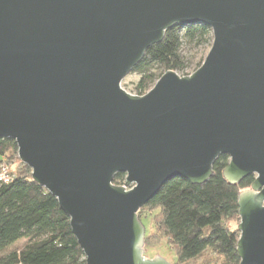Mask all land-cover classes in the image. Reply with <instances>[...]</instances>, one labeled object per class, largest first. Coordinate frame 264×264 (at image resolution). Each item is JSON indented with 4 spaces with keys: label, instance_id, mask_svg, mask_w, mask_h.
I'll return each instance as SVG.
<instances>
[{
    "label": "water",
    "instance_id": "95a60500",
    "mask_svg": "<svg viewBox=\"0 0 264 264\" xmlns=\"http://www.w3.org/2000/svg\"><path fill=\"white\" fill-rule=\"evenodd\" d=\"M203 24L197 71L121 88L174 26ZM0 138L55 197L86 264L145 259L138 212L172 178L213 164L238 195L240 264H264V0H0ZM125 174L124 186L113 177Z\"/></svg>",
    "mask_w": 264,
    "mask_h": 264
},
{
    "label": "trees",
    "instance_id": "16d2710c",
    "mask_svg": "<svg viewBox=\"0 0 264 264\" xmlns=\"http://www.w3.org/2000/svg\"><path fill=\"white\" fill-rule=\"evenodd\" d=\"M164 34L163 41L146 50L132 70L139 76L137 96L149 92L166 71L187 70L182 47L197 50L213 44V33L203 24L177 25ZM203 60L198 59L194 72ZM228 160L226 155L218 157L213 176L203 185L172 178L160 187L138 212L140 223L150 216L153 225L144 248L165 241L175 252L174 264H240L238 195L250 188L255 176L229 184L222 176ZM3 168L9 180L0 182V264H86L70 219L55 197L33 182L30 168L18 158L16 142L0 138V175ZM124 181L125 174H117L112 182L124 186ZM20 240L26 244L17 247Z\"/></svg>",
    "mask_w": 264,
    "mask_h": 264
},
{
    "label": "rangeland",
    "instance_id": "374dc122",
    "mask_svg": "<svg viewBox=\"0 0 264 264\" xmlns=\"http://www.w3.org/2000/svg\"><path fill=\"white\" fill-rule=\"evenodd\" d=\"M211 47H200L197 50H192L191 48H188L187 46L182 47V55L185 57V63L189 64L187 70L184 73H177L180 77H186L187 75H191L194 73V69L196 68L195 64L198 62V59L205 58L208 55V52ZM203 60V61H204ZM192 62V64H191ZM203 63V62H202ZM164 75V74H163ZM139 81V76L137 74L131 73L126 76L122 83L121 88L127 92L130 95L137 96V92L135 91V86ZM18 164L13 165L12 169H15ZM142 226H144L145 229V235L148 236L150 233L153 232V225L151 223V217L144 218L142 220ZM26 244L25 240H20L17 243V247H22ZM143 257L145 259H154V258H164L168 263L174 264L177 260L175 252L171 250V248L166 244L165 241H162L161 244L158 246L151 247L150 249H144ZM193 264H200V261H195Z\"/></svg>",
    "mask_w": 264,
    "mask_h": 264
},
{
    "label": "built area",
    "instance_id": "2783aa9c",
    "mask_svg": "<svg viewBox=\"0 0 264 264\" xmlns=\"http://www.w3.org/2000/svg\"><path fill=\"white\" fill-rule=\"evenodd\" d=\"M8 172H7V169L6 168H3L2 169V172H1V175H0V182L1 181H4L5 183H7L8 182V178H9V175L7 174Z\"/></svg>",
    "mask_w": 264,
    "mask_h": 264
}]
</instances>
